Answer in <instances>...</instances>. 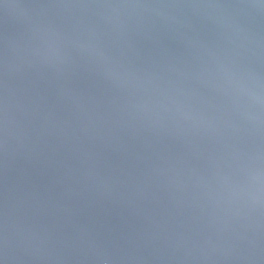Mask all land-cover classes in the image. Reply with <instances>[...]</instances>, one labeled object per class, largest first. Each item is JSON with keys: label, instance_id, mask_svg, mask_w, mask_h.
I'll list each match as a JSON object with an SVG mask.
<instances>
[{"label": "water", "instance_id": "1", "mask_svg": "<svg viewBox=\"0 0 264 264\" xmlns=\"http://www.w3.org/2000/svg\"><path fill=\"white\" fill-rule=\"evenodd\" d=\"M0 264H264V0H0Z\"/></svg>", "mask_w": 264, "mask_h": 264}]
</instances>
